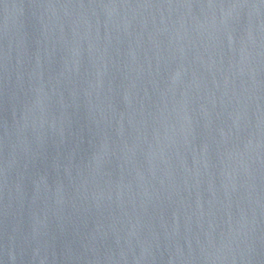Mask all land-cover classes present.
I'll return each instance as SVG.
<instances>
[{
    "label": "water",
    "instance_id": "95a60500",
    "mask_svg": "<svg viewBox=\"0 0 264 264\" xmlns=\"http://www.w3.org/2000/svg\"><path fill=\"white\" fill-rule=\"evenodd\" d=\"M0 264H264V0H0Z\"/></svg>",
    "mask_w": 264,
    "mask_h": 264
}]
</instances>
